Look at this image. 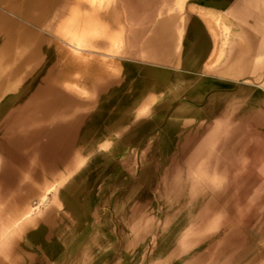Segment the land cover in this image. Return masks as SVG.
Here are the masks:
<instances>
[{
	"label": "rangeland",
	"instance_id": "1",
	"mask_svg": "<svg viewBox=\"0 0 264 264\" xmlns=\"http://www.w3.org/2000/svg\"><path fill=\"white\" fill-rule=\"evenodd\" d=\"M246 2L0 0V264H264V49L256 114L191 138L252 85Z\"/></svg>",
	"mask_w": 264,
	"mask_h": 264
},
{
	"label": "crops",
	"instance_id": "2",
	"mask_svg": "<svg viewBox=\"0 0 264 264\" xmlns=\"http://www.w3.org/2000/svg\"><path fill=\"white\" fill-rule=\"evenodd\" d=\"M245 2H246V4H245L246 9L253 11L252 15L254 16L255 21L252 23V29L254 30V32L257 35H259V37L254 40L252 48L248 49L247 47H245L246 51H244V50H242V46L239 45V48L241 49L238 51L239 53H232V54L229 53L227 56L225 55L227 58L224 61L226 63V66H229L230 69L232 67H233V69L234 68L237 69V72H236V74H238L237 77H240L242 80H245L247 83L252 84V85H247L244 87L241 85L239 88L236 87V89H238L237 91H239L240 94L243 93L242 94L243 96L241 97V95H238V94H236V92H234L233 95L230 98H228L227 100H230V101H232V103L237 104L238 107L233 109L230 113L222 115V117L217 122L213 121L211 123L209 121H206L203 124L197 125L196 130H195L196 133L192 132L191 138L209 137L210 134H205L208 132V130L214 131L212 136H214V137L219 136L220 135L219 129L221 127V131L223 130V125H225L226 121L234 123V122H237L238 120H240L238 118V116L242 115L241 109L243 108V106H245L246 110L249 108V114L251 116L256 114V104H257V97H258L257 96L258 91L256 90L257 83H258V59H259V57H262V56H259L258 53H259V51H262V49H264V45H262V44H264V0H245ZM225 23L226 22L223 21V24L226 27L224 30L227 32L228 26H226L227 23L226 24ZM233 49L235 52L236 48L233 47ZM249 51H252V52H249ZM251 53L253 55L252 59L249 58L251 56ZM219 56H223V54H220ZM225 56H223V57H225ZM191 63H193V67L196 66L194 60ZM191 66H192V64H191ZM201 71L203 73H205V72H209L210 70L207 68V66L206 67L202 66ZM2 77L5 79L7 84L9 83V81L10 82L20 81V78H18L15 74H12L11 72H2L1 71L0 72V78H2ZM64 83H66V82H64ZM19 86H20V84L15 85L14 87H11V85L8 84V86L5 88V90H10V89L15 90V88H17ZM203 86H204V84L201 83L200 87H194L195 88L194 92H193L194 93V102L189 101L187 99L183 100L182 110L180 108L179 109L180 112L178 111L177 113H174L172 115V117L174 115H175V117L171 119V121H170L171 124L174 122V120L176 119L177 116L181 117V111L187 112L188 110H190L191 114H197V115L199 114L200 109L197 106V103H199V100L201 99V96H202L201 90H202ZM9 95H10V93H8V94L2 93L1 98L8 100V99H10ZM237 96H238L239 100L236 99ZM197 98H200V99H197ZM3 102H4V104L7 103V101H3ZM24 104H32V103L30 102V103H24ZM231 117H232V120H231ZM204 120H207V119H204ZM192 122L194 123V125L197 124L196 121H194V119L192 120ZM191 127L193 128V126H191ZM192 128H191V130H192ZM68 201L69 200L66 199L62 195V193L58 195V206L60 207V209H62L64 206V210L66 209V212H69V214H73V212L76 211V210H74V209H76V204L73 205L72 203H69ZM63 203H66V204L63 205ZM48 212L50 213L49 210H45L44 214L48 215L49 214ZM58 214L59 215L61 214L60 210L58 211ZM71 217L72 216H70V218ZM71 219H73V217ZM74 220H75V218H74ZM75 222H76V220H75ZM58 258L56 260H58Z\"/></svg>",
	"mask_w": 264,
	"mask_h": 264
},
{
	"label": "bare ground",
	"instance_id": "3",
	"mask_svg": "<svg viewBox=\"0 0 264 264\" xmlns=\"http://www.w3.org/2000/svg\"><path fill=\"white\" fill-rule=\"evenodd\" d=\"M260 120V119H259ZM28 217V216H27Z\"/></svg>",
	"mask_w": 264,
	"mask_h": 264
}]
</instances>
